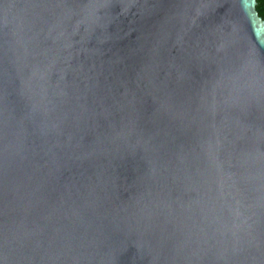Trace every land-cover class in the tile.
<instances>
[{
    "label": "water",
    "instance_id": "1",
    "mask_svg": "<svg viewBox=\"0 0 264 264\" xmlns=\"http://www.w3.org/2000/svg\"><path fill=\"white\" fill-rule=\"evenodd\" d=\"M255 0H0V264H264Z\"/></svg>",
    "mask_w": 264,
    "mask_h": 264
},
{
    "label": "flooded vegetation",
    "instance_id": "2",
    "mask_svg": "<svg viewBox=\"0 0 264 264\" xmlns=\"http://www.w3.org/2000/svg\"><path fill=\"white\" fill-rule=\"evenodd\" d=\"M254 8L257 16L264 20V0H255Z\"/></svg>",
    "mask_w": 264,
    "mask_h": 264
}]
</instances>
